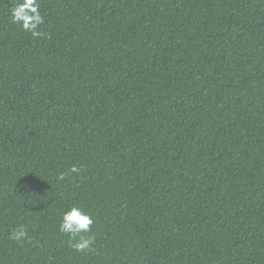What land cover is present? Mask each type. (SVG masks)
<instances>
[{"label":"trees","instance_id":"trees-1","mask_svg":"<svg viewBox=\"0 0 264 264\" xmlns=\"http://www.w3.org/2000/svg\"><path fill=\"white\" fill-rule=\"evenodd\" d=\"M14 2L0 264H264V0H38L36 38ZM69 204L91 252L59 232Z\"/></svg>","mask_w":264,"mask_h":264},{"label":"clouds","instance_id":"clouds-1","mask_svg":"<svg viewBox=\"0 0 264 264\" xmlns=\"http://www.w3.org/2000/svg\"><path fill=\"white\" fill-rule=\"evenodd\" d=\"M12 23L20 25L23 31L28 32L33 38L42 33L38 30L44 21V15L40 11L38 0H15L11 10ZM80 169L75 165L68 169L67 174L79 173ZM65 173H61L58 179L63 180ZM94 220L77 204L66 205L59 213V232L68 236L69 247L79 253L93 251L95 237L90 235ZM9 239L21 243L29 239L25 226L13 228Z\"/></svg>","mask_w":264,"mask_h":264}]
</instances>
